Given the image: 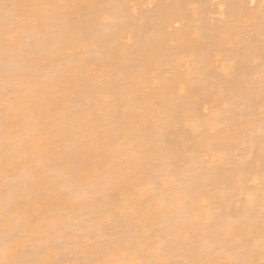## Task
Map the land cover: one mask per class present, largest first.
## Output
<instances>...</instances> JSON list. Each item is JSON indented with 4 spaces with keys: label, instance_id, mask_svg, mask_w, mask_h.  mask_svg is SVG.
I'll return each instance as SVG.
<instances>
[{
    "label": "bare ground",
    "instance_id": "6f19581e",
    "mask_svg": "<svg viewBox=\"0 0 264 264\" xmlns=\"http://www.w3.org/2000/svg\"><path fill=\"white\" fill-rule=\"evenodd\" d=\"M0 264H264V0H0Z\"/></svg>",
    "mask_w": 264,
    "mask_h": 264
},
{
    "label": "rangeland",
    "instance_id": "374dc122",
    "mask_svg": "<svg viewBox=\"0 0 264 264\" xmlns=\"http://www.w3.org/2000/svg\"><path fill=\"white\" fill-rule=\"evenodd\" d=\"M219 14H220V13H218L217 15H218V16H220ZM217 15H213V16H215V17H217V18H218V16H217ZM221 17H222V16H221ZM219 18H220V17H219Z\"/></svg>",
    "mask_w": 264,
    "mask_h": 264
}]
</instances>
